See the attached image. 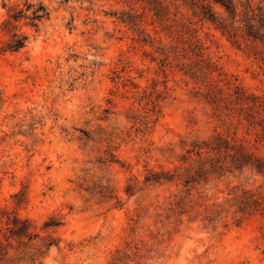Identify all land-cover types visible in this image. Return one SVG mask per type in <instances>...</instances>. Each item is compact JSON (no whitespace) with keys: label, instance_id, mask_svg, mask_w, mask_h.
Here are the masks:
<instances>
[{"label":"rangeland","instance_id":"rangeland-1","mask_svg":"<svg viewBox=\"0 0 264 264\" xmlns=\"http://www.w3.org/2000/svg\"><path fill=\"white\" fill-rule=\"evenodd\" d=\"M29 2L49 16L38 27L23 17L26 45L0 57V210L30 219L39 237L11 264H264V213L238 212L264 192V172L146 181L218 133L264 157V128L217 116L179 70L196 35L220 85L264 98L262 45L234 44L181 0L165 21L150 10L158 0H0V47L9 12Z\"/></svg>","mask_w":264,"mask_h":264},{"label":"trees","instance_id":"trees-1","mask_svg":"<svg viewBox=\"0 0 264 264\" xmlns=\"http://www.w3.org/2000/svg\"><path fill=\"white\" fill-rule=\"evenodd\" d=\"M178 0H158L159 5L150 10L160 20L165 21L169 5ZM178 7L189 8L193 16H199L212 22L230 41L241 45L243 39L258 42L263 49L254 54L264 64V0H181ZM218 7L219 10H216ZM32 10L31 15L28 13ZM49 16V11L43 3L35 7L32 2L28 8L12 9L5 20L3 30L11 34V39L0 47V57L7 51H18L26 45L28 36L18 31V22L23 18H30L31 25L38 27L39 21ZM127 22V19H121ZM189 46L183 47L191 55L180 67V71L195 84L203 87L201 93L204 100L210 104L219 117L223 115L238 116L251 125H260L264 128V98L245 91L240 85H233L227 81L220 85L221 69L205 56L200 39L193 35L189 39ZM168 63L162 61V66ZM233 86V88H232ZM181 161L185 167L179 166L173 171L149 172L146 181H181L185 186L206 180L209 173H221L254 166L264 172V157L251 152L243 143L229 139L218 133L210 138L195 141L192 147L183 155ZM182 168H184L182 170ZM132 185L126 191L130 193ZM22 201L18 200V205ZM255 211L264 213V192L249 193L240 200L238 212L251 214ZM59 223L48 221L45 228L58 226ZM39 234L33 231L30 219L22 217L16 210H0V264H11L25 258L26 247ZM43 240V246L48 250L58 245L54 237ZM23 253V255H22ZM32 261L35 258L30 256Z\"/></svg>","mask_w":264,"mask_h":264}]
</instances>
